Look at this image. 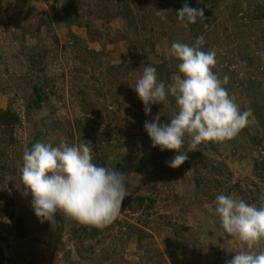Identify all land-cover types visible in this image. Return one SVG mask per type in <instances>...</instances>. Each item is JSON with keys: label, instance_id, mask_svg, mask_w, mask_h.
Instances as JSON below:
<instances>
[{"label": "rangeland", "instance_id": "obj_1", "mask_svg": "<svg viewBox=\"0 0 264 264\" xmlns=\"http://www.w3.org/2000/svg\"><path fill=\"white\" fill-rule=\"evenodd\" d=\"M72 1L66 14L64 0H0V110L19 117L13 142L0 128L2 264H226L247 249L223 229L216 197L264 206V0ZM185 4L203 9L204 19L186 26L176 15ZM200 36L202 51L216 53L213 71L229 77L223 86L256 122L230 141L198 145L188 153L198 158L173 169L167 162L176 153L153 148L144 122L159 112L168 122L178 113L175 98L151 105L146 116L134 88L144 66L162 62L171 65L169 80L157 72L167 87L178 74L172 43L192 45ZM34 83L47 101L26 113ZM61 141L89 142L97 166L123 172V203L146 197L154 205L121 207L94 237L93 227L59 211L53 224L41 222L21 179L23 154L37 142ZM129 228L145 237L139 242ZM254 251H264V241Z\"/></svg>", "mask_w": 264, "mask_h": 264}, {"label": "clouds", "instance_id": "obj_2", "mask_svg": "<svg viewBox=\"0 0 264 264\" xmlns=\"http://www.w3.org/2000/svg\"><path fill=\"white\" fill-rule=\"evenodd\" d=\"M158 14L165 18L163 11ZM176 15L186 26L196 24L197 18L204 19L203 9L187 4ZM203 43V36L192 45L173 42L170 54L179 62L173 82L166 87L158 79L156 68L147 64L134 88L146 116L151 115V105L167 103L169 96L175 98L178 113L168 122L161 123L160 112L144 122L153 148L176 153L167 162L173 169L182 166L189 158L188 152L195 151L198 145L230 141L256 122L252 110L241 112L229 95L223 86L229 77L225 75L221 80L215 74L216 53L202 51ZM94 156L93 147L86 141L78 146L64 141L58 146L37 142L24 152L21 179L32 194V208L41 222L53 224L58 211L79 224L98 229L118 219L128 195V177L115 168L97 166ZM215 204L225 232L238 238L247 249L226 264H264V251H254L264 241V206L224 194L216 197Z\"/></svg>", "mask_w": 264, "mask_h": 264}, {"label": "trees", "instance_id": "obj_3", "mask_svg": "<svg viewBox=\"0 0 264 264\" xmlns=\"http://www.w3.org/2000/svg\"><path fill=\"white\" fill-rule=\"evenodd\" d=\"M73 6V1L72 0H64L63 6H62V10L67 14L69 9H71ZM131 11H130V7L129 5H124V10H123V18L128 22L129 26H134L135 22H133V19H131ZM205 22L209 23V19H207V15H205ZM203 46V45H202ZM201 46V50H203V47ZM134 50H137L136 45H133ZM171 68V65L167 64V62H162L159 63L158 65H156V70L159 74V77L163 80L164 78L166 80H169V71L168 68ZM167 72H166V71ZM32 97L30 99V101L28 102V104L26 105V113H28L29 110H31L32 108L34 110H39L42 106V104L44 102L47 101V95L45 93V91L43 90V88H41L38 83H34L33 87H32ZM19 123V117L11 112L10 110H0V128H3L4 131H10V140L13 142L14 138H13V130L16 127V125ZM163 123H165V119L163 120ZM187 146V145H186ZM185 146V148H187ZM32 147H30L31 149ZM29 149V150H30ZM161 155V154H160ZM189 157L191 158H198L199 153H196L194 156H190L188 154ZM161 157V156H160ZM156 159V158H154ZM199 179L196 178L195 180V185L199 186L200 182H198ZM154 200L151 198H146V197H136L135 202L133 205H128L127 203H123L122 204V209L124 207L131 209V208H135V209H141L143 207L148 208V207H152L154 205ZM146 203H148L149 205H145ZM11 219H13V213H9L8 215ZM57 219H60L61 217H59V215L55 216ZM17 232H20L19 234L24 235L23 234V230H21L20 228L17 230ZM98 232V228L93 227L92 228V232H91V236L94 237L96 235V233ZM129 234L131 235H135V237L137 238V240L140 242L144 237H145V232L141 229H137V228H129ZM4 240V238L2 237L1 233H0V241ZM3 261V255H2V251L0 249V264H2Z\"/></svg>", "mask_w": 264, "mask_h": 264}, {"label": "water", "instance_id": "obj_4", "mask_svg": "<svg viewBox=\"0 0 264 264\" xmlns=\"http://www.w3.org/2000/svg\"><path fill=\"white\" fill-rule=\"evenodd\" d=\"M188 153H193V151H189Z\"/></svg>", "mask_w": 264, "mask_h": 264}]
</instances>
